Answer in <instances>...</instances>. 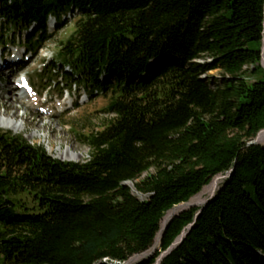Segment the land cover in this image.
Returning <instances> with one entry per match:
<instances>
[{"label": "trees", "instance_id": "16d2710c", "mask_svg": "<svg viewBox=\"0 0 264 264\" xmlns=\"http://www.w3.org/2000/svg\"><path fill=\"white\" fill-rule=\"evenodd\" d=\"M67 13L56 61L67 84L111 95L109 118L82 162L0 131V264H125L231 171L134 264H155L190 225L161 264H264V0H0V48L23 32L41 47L49 16L61 27Z\"/></svg>", "mask_w": 264, "mask_h": 264}, {"label": "rangeland", "instance_id": "374dc122", "mask_svg": "<svg viewBox=\"0 0 264 264\" xmlns=\"http://www.w3.org/2000/svg\"><path fill=\"white\" fill-rule=\"evenodd\" d=\"M76 20L77 19L72 20L68 24L63 25L62 28L56 29L54 34L52 33L51 38L42 44L43 46L38 47L29 55L24 53L26 51L22 44L12 46L10 51L6 52V54H8L7 56L0 51L1 59L9 62L21 61V64L14 66L12 70L9 68L5 69L1 74L0 114H6L7 116L15 115L16 120H24L25 127L24 131L16 132L17 134L12 130L5 131L0 129V131L12 135L23 136L30 144L43 147L53 159L64 162H82L88 158L89 148L86 144V138L93 132L102 129L104 123H106V120L109 118V116L104 113V110L111 101L110 94L98 95L92 100L79 104V106L73 107L62 114L61 107H58L59 114L56 116L42 115L37 110L38 107L52 110L53 107H57L58 102L59 104L61 103V106L65 105L64 97H67L68 94L66 91H63L61 94L62 84L56 85V83L59 82L58 78L52 75L53 73H50V68L51 61L56 57L60 44L67 41L74 32ZM25 55L29 57V60H25ZM47 63V67L44 68L43 65ZM44 69L48 71V73L44 72ZM58 73L60 72L56 74ZM42 74H45L44 77H41ZM22 75H27L29 77L31 85L41 96L38 102L34 103L28 101L23 103L17 98L16 83ZM207 75L219 78L220 72L218 70H213L208 72ZM68 92L73 97V89ZM45 97L50 99L48 103L44 102ZM10 98L13 99V103H10L11 105L9 104ZM261 144H264V140L261 141ZM58 149L60 152L70 149L72 152L80 154L81 158L78 161L59 159L57 157V155L60 154L57 151ZM150 172L152 173L153 170ZM145 176L146 174L137 181L143 179ZM223 180L224 179L220 180L216 190ZM211 183L209 185H211ZM209 185L205 186L199 193L202 194L203 201L211 196V193L206 190ZM128 186L137 198L140 200L147 199V196L135 191L134 184L129 182ZM192 199H194V197ZM153 246H156V240L151 248H153ZM159 251L160 249L157 248L154 250L153 255Z\"/></svg>", "mask_w": 264, "mask_h": 264}, {"label": "bare ground", "instance_id": "6f19581e", "mask_svg": "<svg viewBox=\"0 0 264 264\" xmlns=\"http://www.w3.org/2000/svg\"><path fill=\"white\" fill-rule=\"evenodd\" d=\"M263 66H264V53H263ZM9 100H10L9 104L10 103H13V99L12 98H10ZM0 129H3L5 131L12 130L15 133L16 132H22L25 129V127H24V120H22V121L16 120L15 119V115L7 116L6 114H0ZM261 139L264 140V134L261 135ZM57 151H58V153H60V154L57 153L58 154L57 157L59 159H62V160L78 161L81 158V155L80 154L74 153L70 149L65 150V151H61V152L58 149ZM220 180L221 179H219V178H215L212 181L211 185H209L206 190L209 191L210 193H212L218 187ZM201 203H203L202 194H199V195L195 196L194 199H192V201L190 202V204H195V205H199ZM185 207H186V205H179L178 207H175L173 210L169 211L165 215V217L163 218L161 227L163 228L164 225L168 222V220L172 216H174L175 214H177L178 212H180ZM159 239H160V234L157 235V238H156V246H153V248H151L147 253L154 252V249L158 245Z\"/></svg>", "mask_w": 264, "mask_h": 264}, {"label": "water", "instance_id": "95a60500", "mask_svg": "<svg viewBox=\"0 0 264 264\" xmlns=\"http://www.w3.org/2000/svg\"><path fill=\"white\" fill-rule=\"evenodd\" d=\"M263 53H264V38H263V46H262V50H261V65H262V67H264L263 66ZM262 134H264V130H262L258 135H257V137L255 138V141H254V143L253 144H261V141H262V139H261V135ZM261 145H264V144H261ZM232 172L233 171H231V172H229L227 175H225V176H217L216 178H219V179H226V178H228V177H230L231 176V174H232ZM124 185H127L128 186V183H124ZM219 189V188H218ZM217 189V190H218ZM217 190H214L212 193H211V196L207 199V200H205V201H203V203H201V204H199V205H195V204H190V201L189 202H187V203H182V204H180V205H186V207L185 208H183L180 212H178L177 214H175L174 216H172L169 220H168V222L164 225V227L162 228L161 227V229H160V231H159V233L158 234H160V239H159V241H158V245H157V247L154 249V250H156L157 248H161V241H162V237H163V232L167 229V227H168V224L173 220V218L175 217V216H177V215H179L181 212H183V211H185V210H187V209H190V208H194V207H201V209L199 210V212H198V214L197 215H199L201 212H202V208L205 206V205H207L208 203H209V201L215 196V193H216V191ZM197 196V195H196ZM179 206V205H178ZM175 208V207H174ZM173 208V209H174ZM191 226L192 225H190L188 228H187V230L186 231H184L176 240H175V242L171 245V247L167 250V251H165V252H163L158 258H157V260H156V262H155V264H161L162 263V261H163V259L164 258H166L174 249H176L183 241H184V239L186 238V236L188 235V233H189V231L191 230ZM157 234V235H158ZM156 238H157V236H156ZM156 240V239H155ZM152 255H153V252L152 253H147V252H145V253H142V254H140V255H137V256H135V257H133L132 259H130L128 262H127V264H133V263H136V262H139V261H141V260H144V259H146V258H150V257H152Z\"/></svg>", "mask_w": 264, "mask_h": 264}]
</instances>
